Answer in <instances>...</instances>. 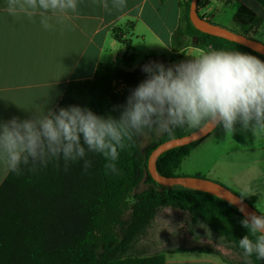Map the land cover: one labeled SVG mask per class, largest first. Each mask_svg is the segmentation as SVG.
I'll use <instances>...</instances> for the list:
<instances>
[{
  "label": "trees",
  "instance_id": "obj_1",
  "mask_svg": "<svg viewBox=\"0 0 264 264\" xmlns=\"http://www.w3.org/2000/svg\"><path fill=\"white\" fill-rule=\"evenodd\" d=\"M208 3L198 2L203 18L200 9ZM190 4L191 0L183 1L186 24L173 36L175 50H184L195 38L203 50L242 52L264 60L263 54L244 45L197 29L190 19ZM234 22L238 29L214 24L255 39V14L248 7H239ZM112 34L131 50L121 27L114 28ZM159 59L164 60V56ZM139 69L100 65L92 79L71 82L54 111L80 106L118 120L127 98L144 81ZM120 82L124 87L118 91ZM203 125L174 127L160 136L154 129L133 133L131 140L124 139L125 147L118 149L115 173L105 169L109 161L102 154L88 151L86 146L85 157L76 161L66 163L61 154L50 158L46 166L21 163V174L9 172L0 186V264H165L163 253L141 257L135 255V249L159 211L169 207L187 212L192 224L202 222L225 238L245 258L243 264H264L255 254L246 257L239 247L245 235L255 242L261 233L253 235L242 226L245 217L237 207L207 192L160 185L148 173L149 156L159 144L190 135ZM220 128L222 125L213 132ZM144 133L152 136L145 148L141 146ZM210 135L161 154L156 161L158 172L167 177L179 176L176 172L182 161ZM85 161L90 162L88 168L84 167ZM141 183L148 187L138 192ZM243 198L263 215L255 206L256 196Z\"/></svg>",
  "mask_w": 264,
  "mask_h": 264
},
{
  "label": "crops",
  "instance_id": "obj_2",
  "mask_svg": "<svg viewBox=\"0 0 264 264\" xmlns=\"http://www.w3.org/2000/svg\"><path fill=\"white\" fill-rule=\"evenodd\" d=\"M183 1L124 0L121 6L119 0H77L75 11L47 13L52 27L45 29L39 11L32 17L19 12L12 15L7 11V0H0V124L13 117L24 120L43 111L47 113L49 109L54 111L71 82L92 79L100 65L115 66L120 58L125 60L128 50H123L121 45L124 44L112 34L116 27L123 29L131 50L133 39L129 35L149 42L145 52L147 57L151 56L148 62L156 60L166 67L171 64L159 59L164 56L163 46L177 57L184 56L189 49L212 51L199 48L195 38L190 39L184 50L173 48L175 32L186 24ZM208 2L200 9L204 19L225 27L235 26L232 29H238L234 16L239 7H248L255 14V39L264 43V0ZM130 65L125 70H135L134 64ZM194 153L202 157L210 153L211 165L204 176L245 198L256 196L255 206L264 215V130L243 129L239 122L232 133L222 127L184 160ZM194 172L202 175L200 171ZM6 177L0 159V186ZM189 224V233L182 235L180 241L193 242V245L165 251V264L245 262V258L235 252L225 238L215 234L210 227L206 228V224ZM174 225L168 224L163 231L169 242L177 240ZM211 232L223 238L221 243H227L241 257L239 263L229 260L224 255L226 252H219V247L214 258L213 252L201 245L205 240L202 235L209 238Z\"/></svg>",
  "mask_w": 264,
  "mask_h": 264
},
{
  "label": "clouds",
  "instance_id": "obj_3",
  "mask_svg": "<svg viewBox=\"0 0 264 264\" xmlns=\"http://www.w3.org/2000/svg\"><path fill=\"white\" fill-rule=\"evenodd\" d=\"M124 0H119L123 6ZM77 0H7V11L32 17L39 11L45 29L52 25L47 13L75 11ZM195 52V54H193ZM189 59L165 66L159 62L143 65L147 78L127 98L120 118L96 115L80 106L49 109L33 118L13 117L0 124V159L9 172L21 174V163L45 165L50 158L76 161L88 151L102 154L105 169L117 172L118 149L124 139L145 130L167 132L174 127L222 125L233 132L239 122L243 129L264 130V60L248 53L193 50ZM83 142V143H82ZM90 166L85 161L84 167ZM245 192L248 189L244 190ZM255 242L245 235L239 247L246 257L264 260V215L249 214L241 221Z\"/></svg>",
  "mask_w": 264,
  "mask_h": 264
},
{
  "label": "rangeland",
  "instance_id": "obj_4",
  "mask_svg": "<svg viewBox=\"0 0 264 264\" xmlns=\"http://www.w3.org/2000/svg\"><path fill=\"white\" fill-rule=\"evenodd\" d=\"M226 27L231 28L235 26H226ZM128 37L133 39V49L128 51V53L126 54L129 62H125L127 58H125V60L120 58L119 62L115 64V66H119L120 68L125 69L130 64H134L136 68L140 66V69H141V67L149 61V58L145 55V52L148 49L147 45L149 44V42L139 41L132 35H129ZM194 41H196V39H194ZM121 48L123 50H127L126 46L124 45H121ZM151 48H152V44H151ZM193 50H196V49H192V50L189 49L188 51H186L184 56L177 57L173 54H170L168 49L165 48L164 46L162 48V51L164 53V60H166V62H169L171 65L175 64L174 62H181V61L189 59L190 58L189 53L193 52ZM193 54H195V52H193ZM151 62H159V61L155 60ZM140 76L142 77L143 80H145L147 78V73L143 71V73L140 74ZM161 134L162 132H157L156 135L160 136ZM151 141H152V136L149 133H144L141 138V146L145 148L151 143ZM209 154L210 153H206L202 157L201 154L194 153L189 159H186L183 161V163H181V166L177 170L176 173L179 176H196V177H201V178L212 180V178L204 176L207 169H209L211 165ZM194 171H200L202 175L200 176V175L194 174L195 173ZM147 187L148 185L146 183H141L137 191L141 192ZM133 201L134 200L132 199L131 202L133 203ZM172 209L176 210L174 208L169 207V208H164L159 211L154 222L152 223L151 228L148 229L146 235H144L138 242L136 249H135V255L141 256V257H147L151 255H156L158 253H166L165 251H167L168 249H185L186 247L193 245L192 244L193 242L187 243L185 241H180L181 236L185 235L186 232L189 233V228L191 227V225L189 224L191 223V221H190V217L188 213L185 211L179 210V209L178 211L177 210L172 211ZM126 217H129L128 212H127ZM170 223H172V225L175 224L174 227L177 232L176 234L177 240L175 239V240H172L171 242L167 241V239L164 238V235H163L164 229ZM205 226L206 228H209L207 225ZM202 236L205 238V240L201 241V245L204 248H209L211 252H213L211 254H213L214 258H216V253H217L216 250L219 247V250H220L219 252L221 253L222 251L226 252L227 254H224V255L227 256L229 260H233L238 263L241 261V257H238V255L227 246V243L225 245L224 243L223 244L221 243L222 241H224L223 238L216 236L212 232L210 233L209 238L208 236L204 234Z\"/></svg>",
  "mask_w": 264,
  "mask_h": 264
},
{
  "label": "water",
  "instance_id": "obj_5",
  "mask_svg": "<svg viewBox=\"0 0 264 264\" xmlns=\"http://www.w3.org/2000/svg\"><path fill=\"white\" fill-rule=\"evenodd\" d=\"M198 2L199 0H191L190 4V19L197 29L210 35L237 42L264 55V43L256 39L249 38L245 35L237 34L227 28L211 23L209 20L201 17L198 12ZM146 64H148V62ZM142 67L139 70V74L143 73ZM217 127L218 124L205 123L199 130L191 133L190 135L173 138L159 144L158 147H156V149L149 156L148 173L151 175L153 180L160 185L167 187L183 186L217 196L237 207L245 218H249V214H255L259 216L258 212L253 209V207H251L243 197L233 192L226 186L220 184L219 182L196 176L167 177L161 175L157 170L156 161L161 154L170 149L188 145L192 142L203 139L210 135Z\"/></svg>",
  "mask_w": 264,
  "mask_h": 264
},
{
  "label": "built area",
  "instance_id": "obj_6",
  "mask_svg": "<svg viewBox=\"0 0 264 264\" xmlns=\"http://www.w3.org/2000/svg\"><path fill=\"white\" fill-rule=\"evenodd\" d=\"M209 1V0H208ZM210 1H218V0H210ZM117 84V83H116ZM118 85V87H117V90L118 91H121L122 89H123V87H124V85H123V83H119V84H117Z\"/></svg>",
  "mask_w": 264,
  "mask_h": 264
}]
</instances>
